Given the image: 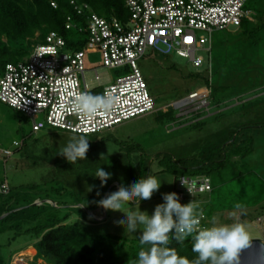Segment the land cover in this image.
I'll list each match as a JSON object with an SVG mask.
<instances>
[{
  "label": "rangeland",
  "instance_id": "obj_1",
  "mask_svg": "<svg viewBox=\"0 0 264 264\" xmlns=\"http://www.w3.org/2000/svg\"><path fill=\"white\" fill-rule=\"evenodd\" d=\"M246 9L251 11L250 22L255 25L260 14L257 12H264V0H249ZM244 37L238 27L216 31L211 53L198 52L206 60L201 68L174 53H147L137 65L160 111L86 136L90 145L86 159L74 164L59 153L77 134L50 126L35 131L30 118L0 102L3 264H10L17 252L34 245L38 235L35 229L51 219L77 223L94 235L139 239L140 229L129 233L116 223L124 218L123 212L105 210L99 204L90 211L77 205L78 201L99 194L105 198L121 185L127 187L153 175L161 181V187L150 200L140 201V210L151 215L155 206L163 203L162 194L176 192L181 168L199 165L203 166L202 174L211 179L215 192L180 202L195 203L197 210L207 215L209 226L213 217L220 224L243 223L251 239L264 241V38L252 47L244 44ZM85 63L86 80L93 87L96 82L92 70L102 67L101 52H86ZM125 74L123 69L100 71L104 86ZM206 79L213 90L209 110L195 114V105H191L182 115L176 102L188 97L191 90L204 88ZM169 112L173 119H169ZM43 119L40 116L39 121ZM235 133L240 134L238 141L249 140L248 136L250 142L242 145L239 156L233 158L236 144H230L236 139ZM222 158L226 162L223 167L213 163ZM99 168L111 174L104 186L95 176ZM3 184L9 186L8 194L1 193ZM134 206L126 204L124 210H135ZM24 208L29 209L5 220L9 213ZM243 215L245 219L240 221ZM65 216L67 221L63 220ZM42 259L51 263L49 258Z\"/></svg>",
  "mask_w": 264,
  "mask_h": 264
},
{
  "label": "built area",
  "instance_id": "obj_2",
  "mask_svg": "<svg viewBox=\"0 0 264 264\" xmlns=\"http://www.w3.org/2000/svg\"><path fill=\"white\" fill-rule=\"evenodd\" d=\"M124 1L130 12L127 23L103 18L88 4L71 1L76 13L85 17L86 27H80L68 17L66 29L86 33L87 42L82 50L68 49L64 37L51 32L44 43L33 47L24 61L6 63L0 53V102L30 118L35 131L50 126L89 136L113 130L160 111L138 68V60L149 52L167 56L174 53L188 59L195 68H201L206 60L198 52L211 53L214 33L239 28L251 17V11L246 9L249 0ZM48 2L54 9L58 8L57 0ZM93 50L101 52L103 64L92 70L96 85L91 87L86 80L85 57L86 52ZM102 69H123L126 74L104 86L100 76ZM106 91L115 97V104L107 113L101 111L88 117L73 110L74 98L79 94L96 95ZM211 93L210 85L195 90L176 102L177 109L182 115L191 105H195V114L209 110ZM40 116L44 118L42 121H39ZM212 190L208 177L183 176L176 185L180 201L209 194ZM1 193L8 194L9 186L2 185ZM207 222L204 214L201 227H209Z\"/></svg>",
  "mask_w": 264,
  "mask_h": 264
},
{
  "label": "trees",
  "instance_id": "obj_3",
  "mask_svg": "<svg viewBox=\"0 0 264 264\" xmlns=\"http://www.w3.org/2000/svg\"><path fill=\"white\" fill-rule=\"evenodd\" d=\"M57 1L58 8L54 9L48 0H0V53L4 62L17 63L24 61L33 47L44 43L51 32H56L64 37L67 41L68 49L73 51L84 49L87 42L86 33L79 29H66L68 17H71L80 27H86L85 17L76 13L71 1L88 4L96 14L106 19L116 18L123 23H127L130 20V12L126 8L124 0ZM257 13L260 14L255 25L251 24L250 17L245 19L239 27L245 36V40L243 39L244 44L247 42L246 45H251L252 47H256L258 42L264 38V12L259 10ZM250 26L256 27L250 28ZM210 83V80H205L206 86H209ZM193 91L191 90L189 94ZM211 91V96H213L212 87ZM168 114L171 115L169 119L174 118L170 112ZM235 134L236 139L230 145L236 144L232 154L239 156L240 147L250 142V137L247 136L249 140L242 139L238 141L240 134ZM20 145L22 144H18L17 147H21ZM213 163L221 168L226 162L222 158ZM181 170L180 177H193L190 175L208 177L202 174V165L194 166L192 169L181 168ZM102 198L101 194L94 195V197L91 196L88 199L82 198L77 205L93 211L98 207L97 199L101 200ZM211 202L212 200L209 204ZM87 205H92L93 208H87ZM28 209L24 208L9 213L5 220L23 214ZM3 214L4 210L0 212V216ZM51 220L52 222L35 229L38 235L34 244L38 251L37 256L49 258L51 260L50 264H130L131 261L137 259V254L141 248L150 247V245L141 244L140 239L131 240L111 234L94 235L84 231L77 223L65 224L63 223L64 221ZM63 220L67 221L68 216H65ZM192 244L193 240L189 237L182 244L172 240L169 246L175 248L179 255L186 256L191 260L196 257V254L192 252ZM0 264H3L1 259Z\"/></svg>",
  "mask_w": 264,
  "mask_h": 264
},
{
  "label": "clouds",
  "instance_id": "obj_4",
  "mask_svg": "<svg viewBox=\"0 0 264 264\" xmlns=\"http://www.w3.org/2000/svg\"><path fill=\"white\" fill-rule=\"evenodd\" d=\"M114 104L115 97L107 91L96 95L85 92L74 98L72 107L78 114L93 117L101 111L107 113ZM89 148L86 134H78L71 136L59 154L74 164L86 159ZM95 176L101 186L111 178L102 168ZM160 187L161 181L148 175L127 187L121 185L98 201L105 210L123 212L124 218L116 223L129 233L140 229L141 244L150 245L141 248L137 259L130 264H241V253L251 245L250 234L243 223L220 224L213 217L211 227H201L203 211H198L192 201L182 204L176 192L162 194L163 203L157 204L151 215L146 210L141 211L140 201L150 200ZM126 204H134L135 210L125 211ZM189 237L193 240L192 252L196 254L191 260L169 246L172 240L182 244Z\"/></svg>",
  "mask_w": 264,
  "mask_h": 264
},
{
  "label": "water",
  "instance_id": "obj_5",
  "mask_svg": "<svg viewBox=\"0 0 264 264\" xmlns=\"http://www.w3.org/2000/svg\"><path fill=\"white\" fill-rule=\"evenodd\" d=\"M241 264H264V241L262 239H251L250 247L241 253Z\"/></svg>",
  "mask_w": 264,
  "mask_h": 264
},
{
  "label": "crops",
  "instance_id": "obj_6",
  "mask_svg": "<svg viewBox=\"0 0 264 264\" xmlns=\"http://www.w3.org/2000/svg\"><path fill=\"white\" fill-rule=\"evenodd\" d=\"M232 157L235 158L238 156L233 154ZM213 188H214V191L211 194L215 192V187ZM200 199L203 200V198H200ZM244 219H245V215L240 216V221ZM32 251H34L33 254H32ZM27 252H31V254H27ZM37 254H38V251L35 248V246L29 245L26 249H23L20 252H17V254L13 256V258H11L10 264H49V263H46L44 259H42V257L37 256Z\"/></svg>",
  "mask_w": 264,
  "mask_h": 264
},
{
  "label": "snow or ice",
  "instance_id": "obj_7",
  "mask_svg": "<svg viewBox=\"0 0 264 264\" xmlns=\"http://www.w3.org/2000/svg\"><path fill=\"white\" fill-rule=\"evenodd\" d=\"M49 51H51V50H49Z\"/></svg>",
  "mask_w": 264,
  "mask_h": 264
}]
</instances>
